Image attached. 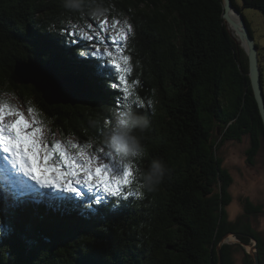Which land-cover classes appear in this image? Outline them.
Segmentation results:
<instances>
[{"label": "trees", "instance_id": "trees-1", "mask_svg": "<svg viewBox=\"0 0 264 264\" xmlns=\"http://www.w3.org/2000/svg\"><path fill=\"white\" fill-rule=\"evenodd\" d=\"M240 1L241 7L232 0L237 9L264 15V0ZM111 3L121 20L115 28L126 40L111 42L99 27L91 40L67 32L48 34L63 27L67 13L61 0H0V86L14 89L25 108L35 103L52 120L56 137L75 134L81 144L90 137L102 139L110 110L130 102L124 99L125 89L153 98L154 112L147 105L140 109L151 119V127L140 134L146 148L142 167L160 159L168 175L155 193L143 201L119 200L114 211L111 201L106 205L103 199L92 210L84 209L96 199L86 195L74 202L54 195L50 203L39 200L33 206L3 200L0 218L10 232L0 239V264H238L236 254L251 238L257 241L259 264H264V237L248 222L251 215H264L262 208L245 199V220L230 219L233 178L216 155L225 142L249 136L246 157L254 165L264 138L247 57L223 22L222 0ZM126 55L131 67L123 61ZM28 60L54 67L61 76L85 75L93 84L81 77L92 87L93 102L47 104L34 86L15 75L16 61ZM259 68L263 87L264 59L259 58ZM96 154L113 176H123V162ZM227 234H234L239 244L224 243L219 260L217 247ZM243 262L254 264L245 252Z\"/></svg>", "mask_w": 264, "mask_h": 264}, {"label": "clouds", "instance_id": "clouds-1", "mask_svg": "<svg viewBox=\"0 0 264 264\" xmlns=\"http://www.w3.org/2000/svg\"><path fill=\"white\" fill-rule=\"evenodd\" d=\"M61 2L67 13L61 21L63 27L55 35L52 31H48V34L58 37L67 32L69 35L91 40L94 27L104 31L114 28L113 35L106 34L107 39L111 42L121 41L120 31L115 28L121 20L113 15L116 9L111 0ZM237 10L243 16L242 10ZM243 18L245 20L244 16ZM123 22L131 34L129 19L124 17ZM228 26L230 25H227V29ZM51 27L55 28V25ZM229 31L231 33V30ZM233 34L231 33L232 37ZM105 52L108 50L105 49ZM78 55L82 57V54ZM124 57H127L126 65L131 67V56ZM34 64L39 65L38 62ZM91 93L94 95L93 91ZM124 99L130 102L121 103L118 108L111 109L109 117L104 119L102 139L98 141L96 137H90L81 144L75 134L56 137L50 127L52 120L35 103L30 102L31 106L25 108L14 89L0 86V155L13 170L23 174L41 189L74 193L80 199H83V195L76 186H80L89 194L94 195L97 191L103 193V196L96 197L91 203L84 204V209L87 210H92L94 204L99 206L102 199L106 205L111 201L110 210L113 211L120 206L119 200L131 198L143 201L147 194L155 193L159 189L168 175V169L160 159L153 158L146 169L142 167L146 148L140 134L151 127V119L140 109L147 105L148 109L154 112L156 101L151 97L142 98L127 92ZM37 115L43 119H28ZM25 121L33 126L31 131L26 127ZM50 140L54 141L51 148L48 147ZM97 152L123 162V176H113L109 165L100 160ZM57 154L58 160L54 159ZM113 200L116 202L113 203ZM9 232L10 229L4 225L3 218H0V239L5 238Z\"/></svg>", "mask_w": 264, "mask_h": 264}, {"label": "rangeland", "instance_id": "rangeland-1", "mask_svg": "<svg viewBox=\"0 0 264 264\" xmlns=\"http://www.w3.org/2000/svg\"><path fill=\"white\" fill-rule=\"evenodd\" d=\"M235 2L239 6L242 5V2L240 0H235ZM223 12H224V7H223ZM242 14L247 19L249 26L251 28L252 37L258 47L259 58L264 59V15L260 11L255 9H245L242 11ZM228 29L231 30V33H234L233 37L237 41V36L235 32H233L229 26ZM114 30H115L114 28H110L108 31L105 32L108 36H111L114 34ZM237 43H239V41H237ZM241 48L243 49V47ZM34 65L37 66L36 64ZM37 67L40 70H42L45 74L52 72L57 74V71L54 69H50L48 67H43V66H37ZM263 92H264V86H263ZM62 93H63L62 90H60L59 92L53 91L52 95L56 97L57 95ZM32 118L37 119L36 117H29L28 119L31 120ZM216 137L217 140L219 141L220 140L219 131L216 133ZM248 146H249V136H244L241 142H235V141L225 142L223 146L216 153V155L222 159V166L228 170L229 174L233 178V183L229 188V192L232 196V202L227 208L229 217L232 221L238 219L245 220L244 218L245 199H248L254 206H261L262 213L264 214V139H262L261 148L259 154L256 156L254 160V165H250L247 162L246 151ZM54 159L56 158L54 157ZM101 161L107 164V161L103 159H101ZM32 185H35L33 181H32ZM76 187L77 190L82 193V195H86L87 197H97L95 196L96 194L98 193L99 195L102 194L99 191H97V193H95L94 195L89 194L84 189H81L80 186H76ZM55 194L62 195V199L65 201L67 198L66 195L75 198L74 193L69 194L61 191H56ZM251 216L252 217L248 219V222L250 223L251 227L257 232H259L261 235H263L264 237V215L255 214ZM224 243L239 244V241L232 235H229V238L226 239ZM253 245L254 243L252 241L249 244L243 246V253H240V255L236 254V258H237L236 261L238 264H244L243 262L244 252L252 255V252L255 251Z\"/></svg>", "mask_w": 264, "mask_h": 264}, {"label": "water", "instance_id": "water-1", "mask_svg": "<svg viewBox=\"0 0 264 264\" xmlns=\"http://www.w3.org/2000/svg\"><path fill=\"white\" fill-rule=\"evenodd\" d=\"M222 2L224 7L222 16L223 22L226 27L228 24L230 25L237 36L240 46L243 47L245 51L248 61V77L264 127V95L260 78L257 46L248 30L243 16L241 15L240 11L237 10V8L232 4V0H222ZM32 68H38L34 65V62H16L14 66L15 75L24 83L32 84L36 89H38L42 93V97L47 104L70 105L73 107L76 105H89V103L91 104L93 102V94L78 77L69 75L70 78H73L70 79L66 77H60L56 73L55 76H53L51 73L45 74L38 68L42 72L43 78L45 79V81H43L41 76H37L30 71ZM73 83H75V85ZM75 86H77L78 89H76ZM60 90L63 91L62 94H59L56 97L52 95L53 91L59 92ZM229 235L234 236V234H227L220 240L218 244L217 252L219 260L220 248L224 244V241L228 239ZM252 241L254 243L253 247L255 251L252 252V255L250 256L253 259L254 264H259L257 241L254 238H251V242Z\"/></svg>", "mask_w": 264, "mask_h": 264}, {"label": "bare ground", "instance_id": "bare-ground-1", "mask_svg": "<svg viewBox=\"0 0 264 264\" xmlns=\"http://www.w3.org/2000/svg\"><path fill=\"white\" fill-rule=\"evenodd\" d=\"M34 62H36V61H34ZM46 65V64H45ZM38 66H41V65H38ZM43 67H48V68H50V69H54V70H56L57 71V74L60 76V77H66V78H70V76L69 75H71V76H76V77H78L88 88H89V91H93L92 90V87H89L90 85H88L87 83H86V81L84 80V79H86L91 85H93L89 80H88V78H86V76L85 75H81L80 73H75V74H73V73H71V72H67V73H65V74H63V76H61L60 74H59V72H58V70L56 69V68H54V67H50V66H43ZM30 71L33 73V74H35V75H37V76H41L42 78H43V74H42V72L38 69V68H32V69H30ZM53 76H55V73L54 72H52L51 73ZM81 77H84V79L83 78H81ZM70 79H73L72 77L70 78ZM43 81H45V79L43 78ZM74 85H75V83H73ZM30 85H32V84H30ZM33 86V85H32ZM53 87V86H52ZM75 88L76 89H78V87L77 86H75ZM36 89V88H35ZM37 91L42 95V93L37 89ZM264 93V92H263ZM264 95V94H263ZM20 99V98H19ZM76 106H81V105H76ZM10 169H11V167H10ZM11 171H13L14 172V170H12L11 169ZM16 172V171H15ZM18 174H20L21 175V173H18ZM10 178L12 179V180H18L21 184H22V187L23 188H25V180H22V179H20L19 178V176L18 175H14L13 173H10ZM18 184V183H17ZM2 212V211H1ZM230 239H232V238H230Z\"/></svg>", "mask_w": 264, "mask_h": 264}, {"label": "snow or ice", "instance_id": "snow-or-ice-1", "mask_svg": "<svg viewBox=\"0 0 264 264\" xmlns=\"http://www.w3.org/2000/svg\"><path fill=\"white\" fill-rule=\"evenodd\" d=\"M121 38L125 39V40L127 39V36H126V34L123 31H121ZM106 54L108 56L112 55V53L110 51L107 52ZM123 61H124L125 64H127V57H123ZM117 67H119V65H117ZM121 79L123 80V77H121ZM125 91L127 92V89H125ZM25 124H26V127L28 128V130L31 131L33 126L27 121H25Z\"/></svg>", "mask_w": 264, "mask_h": 264}]
</instances>
